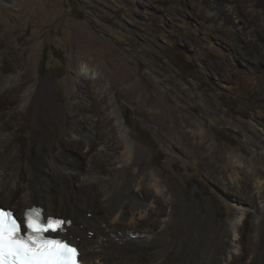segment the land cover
I'll return each instance as SVG.
<instances>
[{
	"label": "rangeland",
	"instance_id": "1",
	"mask_svg": "<svg viewBox=\"0 0 264 264\" xmlns=\"http://www.w3.org/2000/svg\"><path fill=\"white\" fill-rule=\"evenodd\" d=\"M233 1L0 0V91L16 85L21 76L30 80L13 108L0 106L9 116L0 118V138L6 142L0 146L1 163L23 172L26 161L19 167L12 157L33 133V149L49 150L59 167L84 173L95 166L129 190L157 179L167 202L179 190L182 208L189 210L184 221L197 215L201 222H211L204 235L193 231L188 243L192 252L225 248L234 239L226 229L234 197L222 180L229 159L241 154L264 173V0H257L256 7L249 0ZM228 2L239 13L237 19L229 14ZM249 26L257 33L254 39L247 36ZM36 95L39 103L31 110L25 99ZM110 97L121 112L128 109L135 130L150 135L131 138L134 133L122 113L128 126L124 140ZM179 116L205 133L209 148L201 157L176 131ZM7 123L23 129L4 128ZM57 135L82 145L63 156L50 148ZM127 150L129 163L123 160ZM106 158L113 171L107 170ZM246 170L241 176L250 182ZM57 177L59 186L62 179ZM87 210L102 213L98 202ZM263 218L264 208L243 220L249 222L246 235L251 233L255 242L254 264H264ZM154 221L164 222L163 216L155 215ZM172 234L161 235L159 244H140L133 253L143 251L145 259L152 258L175 238Z\"/></svg>",
	"mask_w": 264,
	"mask_h": 264
},
{
	"label": "bare ground",
	"instance_id": "2",
	"mask_svg": "<svg viewBox=\"0 0 264 264\" xmlns=\"http://www.w3.org/2000/svg\"><path fill=\"white\" fill-rule=\"evenodd\" d=\"M249 1H252V7L260 5L257 0ZM226 8L233 18H238L236 14L239 13H236L233 3L228 2ZM246 33L253 39L257 34L251 26L247 28ZM77 39L80 40V36H77ZM91 79H97L96 74ZM16 82V85L7 86L0 91V106L3 108L15 106L18 102V92L23 90L30 80L26 76H21ZM38 100L39 96L36 95L32 99L26 98L25 102L30 104L33 110L39 103ZM72 116L76 117V114L73 113ZM0 118L7 119L9 116L0 109ZM174 122L176 131L188 142L193 154L197 157L204 155L209 146L207 141H204L206 137L203 130H198L194 123H186L181 116ZM9 126L18 130L22 128V125L16 126L11 123H7L4 128L8 129ZM188 126H191V131L185 130ZM120 129L121 137L126 140L128 135L124 122H121ZM75 130L79 131V128ZM26 137L20 148L21 153L19 155L16 153L12 157V160L18 162L19 167L26 161L23 172L20 169L6 167L0 161V199L7 207L0 206L15 209L20 219L26 212L38 207L49 215L55 212L63 214L66 218L60 217L72 221L64 237L80 247L81 261L85 264H165L166 261L177 262L176 264H240L237 261L246 258H251L250 264L255 263V242L249 239L251 233L246 235L245 230L249 222L243 220L248 215L258 216L259 211L264 208V173L253 164H249L241 154H233L222 174L223 185L234 197L233 216L229 225H226L227 232H232L234 239L223 249L214 247L205 253L202 251V255H196L188 244L193 231L197 230L204 235L210 229L211 222L209 219V222H201L197 215L184 221L186 216L184 214L189 210L182 208L179 190L173 191L172 199L167 202L162 183L157 179H152L151 183L145 180L139 189L129 190L123 189L121 179L107 178L95 166L90 165L91 167L84 173L70 167H59L57 159L51 157L49 150L40 149L37 153L38 151L33 149L31 140L36 137L33 133ZM55 140L50 142V148H57L63 156L77 152L82 145L80 140L70 141L63 135H57ZM5 143V140L0 138V146H4ZM110 157L111 155L108 158ZM107 160L106 158L105 162L108 163ZM123 160L128 161L127 163L131 161L129 150L123 155ZM33 164L37 165L36 170L32 168ZM107 165H109L107 170L113 171L114 165L111 162ZM128 168V165H124L122 171L126 173ZM245 169L246 175L250 174V182L241 176V171ZM57 176L62 179L59 186L54 182ZM96 202L102 207L99 216L96 210H87ZM76 203H80L84 208ZM169 206L171 211L168 209ZM158 214L163 216L164 222L154 221L155 215ZM181 217L182 222H171ZM260 226L263 228L264 236V218ZM165 232H172V235H175L174 239H177L175 243L171 237L166 246L157 251L152 258L147 256L145 259L143 251L133 253L140 244L145 246L159 244L160 236ZM177 241L181 245H177ZM261 248L264 254V244Z\"/></svg>",
	"mask_w": 264,
	"mask_h": 264
},
{
	"label": "snow or ice",
	"instance_id": "3",
	"mask_svg": "<svg viewBox=\"0 0 264 264\" xmlns=\"http://www.w3.org/2000/svg\"><path fill=\"white\" fill-rule=\"evenodd\" d=\"M64 221L47 225L38 211L27 214L29 234L21 235V222L0 208V264H80V251L70 242L46 239L43 233L58 229Z\"/></svg>",
	"mask_w": 264,
	"mask_h": 264
},
{
	"label": "water",
	"instance_id": "4",
	"mask_svg": "<svg viewBox=\"0 0 264 264\" xmlns=\"http://www.w3.org/2000/svg\"><path fill=\"white\" fill-rule=\"evenodd\" d=\"M109 103L111 104V114H112L113 118L115 119V123H116V126H117L119 132H121L122 129H120V124H121V122H124V124H125V119L122 115L120 106H119L116 98H114V97H110ZM125 127H127V129H128V126L126 124H125ZM0 205H2V204L0 203Z\"/></svg>",
	"mask_w": 264,
	"mask_h": 264
},
{
	"label": "trees",
	"instance_id": "5",
	"mask_svg": "<svg viewBox=\"0 0 264 264\" xmlns=\"http://www.w3.org/2000/svg\"><path fill=\"white\" fill-rule=\"evenodd\" d=\"M62 57V56H61ZM122 107V106H121ZM128 109L126 107H122V113L127 121V124L130 126L131 132L134 133V135L132 136L131 134V138L135 139V135H138V137H144L147 136L148 134L150 135V133L146 132L144 129L140 130H135L130 123H132L133 121V117L128 113ZM131 120V121H130ZM155 165H157V163H155Z\"/></svg>",
	"mask_w": 264,
	"mask_h": 264
}]
</instances>
